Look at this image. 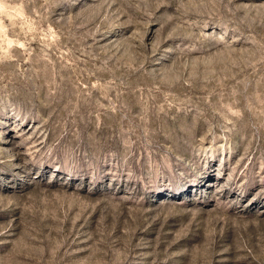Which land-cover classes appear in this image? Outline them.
<instances>
[{
    "label": "rangeland",
    "instance_id": "rangeland-1",
    "mask_svg": "<svg viewBox=\"0 0 264 264\" xmlns=\"http://www.w3.org/2000/svg\"><path fill=\"white\" fill-rule=\"evenodd\" d=\"M0 264H264V0H0Z\"/></svg>",
    "mask_w": 264,
    "mask_h": 264
}]
</instances>
